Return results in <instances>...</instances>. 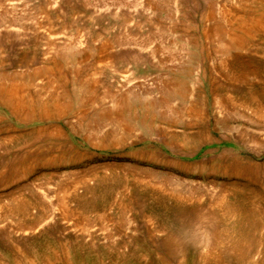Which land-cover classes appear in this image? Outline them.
<instances>
[{
  "label": "rangeland",
  "instance_id": "obj_1",
  "mask_svg": "<svg viewBox=\"0 0 264 264\" xmlns=\"http://www.w3.org/2000/svg\"><path fill=\"white\" fill-rule=\"evenodd\" d=\"M262 7L0 0V86L17 87L0 101V264H264V218L243 257L214 258L205 239L239 224L192 210L221 190L264 210V24L220 48ZM148 170L177 178L182 212L140 201Z\"/></svg>",
  "mask_w": 264,
  "mask_h": 264
},
{
  "label": "bare ground",
  "instance_id": "obj_2",
  "mask_svg": "<svg viewBox=\"0 0 264 264\" xmlns=\"http://www.w3.org/2000/svg\"><path fill=\"white\" fill-rule=\"evenodd\" d=\"M57 1L55 2V4ZM57 5V4H56ZM264 24V7L260 11V16L254 18L248 25H242V33L240 35H231L228 43H222L220 48L223 51H228L231 47H241L245 39L250 35L256 26H262ZM11 32L20 33L16 28H10ZM15 34V35H16ZM17 34V35H18ZM138 51H145V49L136 48ZM15 86H0V101L6 102L13 105L14 94L16 93ZM175 94V92H171ZM170 95V94H169ZM125 106H130L129 101L124 102ZM119 106V103H118ZM117 107V103L113 105V109ZM148 107L151 109L152 105L149 104ZM128 121L134 123V120L128 118ZM141 122V121H140ZM143 122V121H142ZM177 168V165H175ZM175 171V168L171 169ZM149 173L145 174L144 177L140 176V181H146L147 185L151 188L152 193H145L141 195L140 201L143 202L144 198L149 195L155 197L156 201L163 202L164 198H170L173 202L176 201L174 209L177 212H182V206L180 202H187L191 200L190 195H185L176 190V187L171 188L170 183L176 180L177 178L171 173L164 174L163 172H155L153 170H148ZM161 173V174H159ZM145 178H149L146 179ZM92 189H89L91 191ZM233 194H229L226 190H221L213 198L212 202L205 204H198L192 208L195 213L194 217L198 220L199 223H205L210 219L213 221L221 222L223 220L229 219L232 220L231 223L239 224L241 230L236 231L234 235H231L228 231H222L216 233L212 231V238L206 240V245L208 247L207 253L214 258L220 257V255L225 253V250H229L231 253L234 252L238 256L243 257L244 251L249 244H252V239L250 236V229L254 228L257 223H260L264 218V210L262 211L259 204H255L253 201L247 202L244 194L240 191H236ZM240 192V193H239ZM240 196V197H239ZM144 197V198H143ZM257 198V197H255ZM169 199V200H170ZM260 201V197L257 198ZM63 202V201H62ZM30 202L27 200H19V202H12L10 208L8 209L9 213L20 214L26 212L27 207L30 206ZM195 208V209H194ZM263 209V208H262ZM11 215V214H10ZM209 223V222H208ZM211 223V222H210ZM243 223V225H242ZM248 223H252L249 226ZM215 225V224H214ZM242 226L244 229H242Z\"/></svg>",
  "mask_w": 264,
  "mask_h": 264
}]
</instances>
